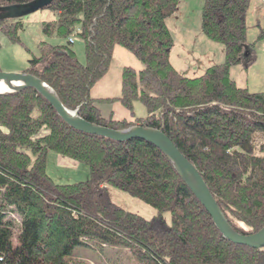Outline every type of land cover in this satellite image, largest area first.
<instances>
[{
	"label": "trees",
	"instance_id": "16d2710c",
	"mask_svg": "<svg viewBox=\"0 0 264 264\" xmlns=\"http://www.w3.org/2000/svg\"><path fill=\"white\" fill-rule=\"evenodd\" d=\"M36 1L0 0V35L12 45L25 47L19 36L24 26L9 8ZM251 2L203 1L200 30L224 47L225 61L199 78H186L171 64L168 26L181 12V0H52L42 10L58 18L42 23L44 35L77 37L86 63L77 60L70 40L63 46L42 41L38 55L25 48L31 57L23 73L50 85L64 107L79 110L92 124L162 130L201 174L235 232L252 236L264 228V148L257 155L252 146L254 134L264 135V93L252 94L230 77L245 59ZM116 46L136 57L143 70L124 68L121 95L99 101H117L131 117L133 103L141 102L147 117L114 121L89 95L109 72ZM48 153L84 163L90 179L56 184L47 175ZM106 186L145 202L157 216L144 219L118 207ZM78 248L100 251L101 261L264 264V249L222 237L156 147L75 131L33 89L0 97V264H90L72 259Z\"/></svg>",
	"mask_w": 264,
	"mask_h": 264
},
{
	"label": "rangeland",
	"instance_id": "374dc122",
	"mask_svg": "<svg viewBox=\"0 0 264 264\" xmlns=\"http://www.w3.org/2000/svg\"><path fill=\"white\" fill-rule=\"evenodd\" d=\"M203 1L181 0L179 6L181 12L177 16L175 15L176 17L174 16L168 24L174 41L172 56L170 55L172 58L171 62L173 67H176L177 71L186 78H199L209 67L220 66L225 61L224 47L208 41L201 35L202 30H200L198 18ZM262 2L258 0L254 5L252 0V5L246 15L247 47L253 52V57H250L249 62L245 61L242 62L243 64L238 65L242 67L243 71L240 68H235L237 73H233V77L237 78L240 86H243L246 81L249 83L250 89L248 90L252 94L264 93V37L259 38L261 33H264V4ZM24 18L22 21L24 29L19 33L25 46L24 48L21 45H12L8 39L0 35V65L4 73H23V70L28 65L27 59L31 57L25 48L31 53L38 55L37 47L42 41L48 42L53 46H63L70 40V42H73L71 48L74 49L77 60L82 64L86 63L84 47L77 37L73 36L65 41L56 36L51 38L44 35L42 22L52 23L58 18L56 13L41 9L40 11L29 13ZM197 38L200 39V44L197 43ZM212 47H216V49L212 50ZM111 58L109 72L100 81L96 82L90 90L89 95L91 98L97 99L95 105L98 106L104 117L111 114L120 115L121 111H124L129 119L147 117V109L141 102L133 103L134 115L131 117V112L126 110L119 102L103 103L99 101L106 98H116L121 95V78L124 68L130 67L137 72L143 70L142 63L120 46L115 47ZM252 146L255 148L257 155H261L262 148H264V135L254 134ZM47 156V175L56 184L72 185L84 183L90 179L89 168L84 163L81 164L73 159L54 153H48ZM106 190H108L110 200L118 207L131 213H137L144 219H152L157 216V211L145 202L131 198L126 193L119 192L110 186H106ZM14 218L17 222L20 221L18 217L14 216ZM165 219L169 222L170 214L165 215ZM15 245H17V242L14 243ZM76 257L90 264H137L136 260L125 259L124 257L120 258V260H114L113 258L111 261H101L103 254L100 251L83 248L75 249L72 259Z\"/></svg>",
	"mask_w": 264,
	"mask_h": 264
},
{
	"label": "water",
	"instance_id": "95a60500",
	"mask_svg": "<svg viewBox=\"0 0 264 264\" xmlns=\"http://www.w3.org/2000/svg\"><path fill=\"white\" fill-rule=\"evenodd\" d=\"M52 3V0H37L35 5L17 6L9 9V15L17 18L23 13H28L30 10L36 12L43 6ZM32 7V9H29ZM13 87V88H12ZM34 89L41 97L45 98L52 108L56 109L60 118L65 120L69 127L74 130L84 132L88 135H97L104 139H109L114 142H129L131 139L147 140L150 144L157 147L160 152L168 159L175 169L177 175H180L186 186L189 187L195 198L199 200L203 208H205L214 222L218 231L227 241L239 245L248 246L251 249L264 248V229L257 235L250 237L240 236L235 232L231 225L226 220L222 209L218 206L214 197H212L208 186L197 173L191 162H188L183 154L178 151L174 144L161 131L148 130L138 127H130L129 130H111L107 127H99L95 124L91 125L82 119H78L77 113L73 115L68 113L61 103L57 92L48 84L41 81L32 74L26 73H4L0 72V97H9L10 95L20 94L21 91Z\"/></svg>",
	"mask_w": 264,
	"mask_h": 264
},
{
	"label": "bare ground",
	"instance_id": "6f19581e",
	"mask_svg": "<svg viewBox=\"0 0 264 264\" xmlns=\"http://www.w3.org/2000/svg\"><path fill=\"white\" fill-rule=\"evenodd\" d=\"M30 6L31 5H35V4H29ZM22 6H25V5H22ZM26 7H29V6H26ZM12 8V7H11ZM10 9V8H9ZM29 9H32V7H30ZM42 9V8H41ZM40 9V10H41ZM40 10H38V11H40ZM37 12V11H36ZM8 13H9V10H8ZM29 13H34V12H32L31 10L28 12V13H23V15H21V16H19V17H17V18H24L25 16H27V15H29ZM11 16V15H10ZM13 19H17V18H14V17H12ZM71 43L73 44V42L71 41ZM36 77V76H35ZM39 79V78H38ZM13 88V87H12ZM27 90H32V89H27ZM34 90V89H33ZM23 91H25V90H23ZM22 92V91H21ZM38 94V93H37ZM15 95H17V94H15ZM39 95V94H38ZM58 95V94H57ZM40 96V95H39ZM41 97V96H40ZM60 97V96H59ZM43 98V97H42ZM43 99H45V98H43ZM46 100V99H45ZM61 100V99H60ZM47 101V100H46ZM48 102V101H47ZM49 103V102H48ZM61 103H62V101H61ZM50 104V103H49ZM51 106V105H50ZM64 106V105H63ZM52 107V106H51ZM54 109V108H53ZM66 110H67V112L68 113H72L73 115H76V114H74V113H77V117H78V119H82L83 121H86L85 119H83V118H81L80 117V115H79V110H76V111H72V110H70V109H67V108H65ZM55 110V112L57 113V115L59 116V114H58V112L56 111V109H54ZM59 118H60V116H59ZM61 119V118H60ZM62 120V119H61ZM64 121V123L68 126V124L65 122V120H63ZM87 123H89V124H91V125H93V124H95V123H90V122H88V121H86ZM95 125H97V124H95ZM97 126H99V127H102V126H100V125H97ZM69 127V126H68ZM130 127H138V128H143V129H148V130H157V131H161L162 133H163V131L162 130H160V129H157V128H149V127H144V126H129V128ZM104 128V127H103ZM129 128H127V129H120V130H129ZM73 129V128H72ZM75 131H77V130H75ZM78 132H80V131H78ZM80 133H84V132H80ZM86 134V133H85ZM164 134V133H163ZM88 135V134H87ZM164 135H166V134H164ZM90 136H93V135H90ZM94 136H97V135H94ZM167 136V135H166ZM97 137H100V136H97ZM100 138H102V137H100ZM168 138V137H167ZM104 139V138H103ZM169 139V138H168ZM109 140V139H108ZM131 140H140V139H131ZM143 140V139H142ZM141 140V141H142ZM143 141H145V142H147L148 144H150L147 140H143ZM170 141L173 143V141L170 139ZM112 142H114V141H112ZM119 142V141H118ZM118 142H116V143H118ZM130 142V141H129ZM120 143H122V142H120ZM127 143V142H126ZM174 144V143H173ZM150 145H152V144H150ZM153 146V145H152ZM175 146V145H174ZM153 147H155V146H153ZM157 148V147H156ZM175 148H176V146H175ZM177 149V148H176ZM159 150V149H158ZM178 150V149H177ZM179 151V150H178ZM181 152V151H180ZM188 161V160H187ZM170 163V162H169ZM172 165V164H171ZM193 165V164H192ZM194 166V165H193ZM173 167V166H172ZM194 168H195V166H194ZM196 169V168H195ZM175 170V169H174ZM196 171H197V169H196ZM176 172V171H175ZM197 173L199 174V172L197 171ZM177 174V173H176ZM180 176V175H179ZM200 176H201V174H200ZM201 178H202V176H201ZM182 179V178H181ZM203 179V178H202ZM204 180V179H203ZM183 181V180H182ZM184 182V181H183ZM205 182V181H204ZM184 184H185V182H184ZM206 184V183H205ZM186 185V184H185ZM208 186V185H207ZM189 188V187H188ZM209 189V188H208ZM191 191V190H190ZM210 191V190H209ZM192 193V192H191ZM211 193V192H210ZM193 194V193H192ZM212 195V194H211ZM195 197V196H194ZM213 197V196H212ZM215 199V198H214ZM198 200V199H197ZM199 201V200H198ZM216 201V200H215ZM217 202V201H216ZM200 203V202H199ZM201 204V203H200ZM218 204V203H217ZM202 206V205H201ZM219 206V205H218ZM203 207V206H202ZM205 209V208H204ZM207 211V210H206ZM223 212V211H222ZM210 216V215H209ZM225 216V215H224ZM226 218V217H225ZM227 220V219H226ZM228 221V220H227ZM214 223V222H213ZM228 223L230 224V222L228 221ZM215 225V224H214ZM231 225V224H230ZM216 227V226H215ZM232 227V226H231ZM217 229V228H216ZM233 229V228H232ZM264 229V228H263ZM234 230V229H233ZM262 230V229H261ZM261 230L259 231V232H261ZM235 231V230H234ZM258 232V233H259ZM220 233V232H219ZM258 233H255V234H253L252 236H245V235H242V236H244V237H250V238H252L253 236H255V235H257ZM239 234V233H238ZM222 235V234H221ZM240 235V234H239ZM240 235V236H241ZM223 237V236H222ZM224 238V237H223ZM226 240V239H225ZM227 241V240H226ZM229 242V241H228ZM230 243V242H229ZM233 244V243H232ZM239 246V245H238ZM242 246H244V245H242ZM245 247H248V246H245ZM248 248H250V247H248ZM251 249V248H250ZM255 249V248H254ZM253 249V250H254ZM261 249H264V248H260V249H256V250H261Z\"/></svg>",
	"mask_w": 264,
	"mask_h": 264
},
{
	"label": "crops",
	"instance_id": "0c3cea01",
	"mask_svg": "<svg viewBox=\"0 0 264 264\" xmlns=\"http://www.w3.org/2000/svg\"><path fill=\"white\" fill-rule=\"evenodd\" d=\"M258 0H253V4L255 5L256 4V2H257ZM260 2H262L263 4H264V0H259ZM25 18H23V20H24ZM22 20V21H23ZM45 22V21H44ZM44 22H42V23H44ZM261 23V22H260ZM201 35H203L202 33H201ZM175 39V38H174ZM197 43H201L200 42V39H198L197 38ZM210 48V47H209ZM213 49H216V47H212V50ZM246 54H245V59H244V61L243 62H245V61H248L249 62V59H250V57H253V52L247 47L246 48ZM205 54H207V53H205ZM172 56V55H171ZM171 61H172V58H171ZM256 61H257V57H256ZM255 61V62H256ZM224 62V61H223ZM171 64H172V62H171ZM243 64V63H242ZM173 66V65H172ZM176 68V67H175ZM235 68H240V70H242L243 71V69H241L242 67L241 66H237V67H234V69H232V71H231V77L234 79V81L236 82V84H237V86L238 87H243V88H248V89H250L249 88V83H247V81L245 82V84H243V86H240L239 84H238V80H237V78H235V77H233V73H237V71H235ZM177 69V68H176ZM208 69H210V67L208 68ZM207 69V70H208ZM206 70V71H207ZM241 71V72H242ZM179 72V71H178ZM180 73V72H179ZM182 74V73H181ZM242 74V73H241ZM247 83V84H246ZM247 85V86H246ZM257 90V89H256ZM262 91V90H261ZM112 116H113V119L114 120H127V119H129L127 116H126V114L124 113V111H121V114L120 115H117V116H115L114 114H112ZM126 116V117H125Z\"/></svg>",
	"mask_w": 264,
	"mask_h": 264
}]
</instances>
